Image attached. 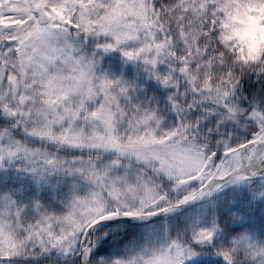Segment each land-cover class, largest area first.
Here are the masks:
<instances>
[{
    "label": "snow or ice",
    "instance_id": "snow-or-ice-1",
    "mask_svg": "<svg viewBox=\"0 0 264 264\" xmlns=\"http://www.w3.org/2000/svg\"><path fill=\"white\" fill-rule=\"evenodd\" d=\"M0 264H264V0H0Z\"/></svg>",
    "mask_w": 264,
    "mask_h": 264
}]
</instances>
